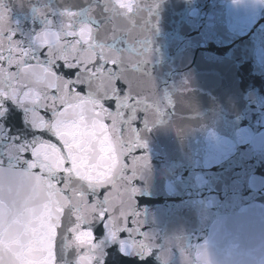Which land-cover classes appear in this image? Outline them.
<instances>
[{
	"label": "snow or ice",
	"instance_id": "obj_1",
	"mask_svg": "<svg viewBox=\"0 0 264 264\" xmlns=\"http://www.w3.org/2000/svg\"><path fill=\"white\" fill-rule=\"evenodd\" d=\"M144 11L151 15L153 8L136 0H102L101 15L93 20L88 9V22L77 26L74 18L84 13L71 7L58 14L47 9L46 17L44 8H33L45 18L44 27L26 46L17 38L10 7L0 0V117L11 101L32 129L24 139L7 135L0 123V264H61L73 247L76 264H105L108 241L118 242L121 256L134 253L138 260L159 249L168 264L172 241L161 247L152 233L141 231L144 218L134 199L139 189L132 181L148 157L132 156L131 176L123 160L147 147L133 127L137 113H145L148 129L161 122L166 106L174 107L167 92L144 97L128 77L132 61L126 52L143 57L133 71L151 80L146 58L151 41H137V49L117 22ZM108 102H114V111ZM96 224L103 228L102 239ZM201 249L197 246V258Z\"/></svg>",
	"mask_w": 264,
	"mask_h": 264
},
{
	"label": "water",
	"instance_id": "obj_2",
	"mask_svg": "<svg viewBox=\"0 0 264 264\" xmlns=\"http://www.w3.org/2000/svg\"><path fill=\"white\" fill-rule=\"evenodd\" d=\"M136 2L152 6L151 15L144 11L117 23L137 49V41H151L146 57L151 80L133 71L132 64L143 57L126 52L132 61L128 77L142 96L167 92L174 104L148 129L145 113H137L133 127L141 130L147 147L123 157L128 176L132 156L148 157L132 181L139 189L134 199L144 218L141 231L152 233L161 247L172 241L168 264H202L197 246L204 247L207 264H264V5L256 0ZM88 9L95 20L102 0H76V11L84 13L76 17L77 26L88 22ZM120 86L127 90L123 81ZM106 106L115 110L114 102ZM94 231L104 237L100 224ZM105 251V264H163L159 249L146 260L134 253L121 256L118 242L108 241ZM76 259L73 247L61 264Z\"/></svg>",
	"mask_w": 264,
	"mask_h": 264
},
{
	"label": "clouds",
	"instance_id": "obj_3",
	"mask_svg": "<svg viewBox=\"0 0 264 264\" xmlns=\"http://www.w3.org/2000/svg\"><path fill=\"white\" fill-rule=\"evenodd\" d=\"M256 2L258 3V4H260V5H264V0H256ZM203 254H202V256L200 257V258H198L201 262H202V264H205V260L207 261V253H206V251L204 250V249H201L200 250Z\"/></svg>",
	"mask_w": 264,
	"mask_h": 264
}]
</instances>
